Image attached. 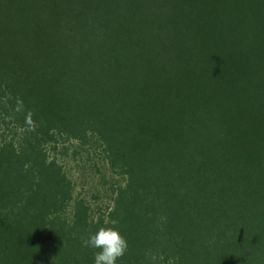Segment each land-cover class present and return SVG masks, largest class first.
<instances>
[{
  "label": "trees",
  "instance_id": "16d2710c",
  "mask_svg": "<svg viewBox=\"0 0 264 264\" xmlns=\"http://www.w3.org/2000/svg\"><path fill=\"white\" fill-rule=\"evenodd\" d=\"M101 227L118 264H264V0H0V264H94Z\"/></svg>",
  "mask_w": 264,
  "mask_h": 264
},
{
  "label": "clouds",
  "instance_id": "9594fccd",
  "mask_svg": "<svg viewBox=\"0 0 264 264\" xmlns=\"http://www.w3.org/2000/svg\"><path fill=\"white\" fill-rule=\"evenodd\" d=\"M82 246L95 251L94 264H118L128 249V241L115 227H101L82 239Z\"/></svg>",
  "mask_w": 264,
  "mask_h": 264
},
{
  "label": "rangeland",
  "instance_id": "374dc122",
  "mask_svg": "<svg viewBox=\"0 0 264 264\" xmlns=\"http://www.w3.org/2000/svg\"><path fill=\"white\" fill-rule=\"evenodd\" d=\"M76 179H78V188H77V192H81V193H87L92 194L90 191H92L93 189V185H95L96 183V179L94 178V176H88V178L86 177H82L81 174H75ZM98 184V182L96 183V185Z\"/></svg>",
  "mask_w": 264,
  "mask_h": 264
}]
</instances>
